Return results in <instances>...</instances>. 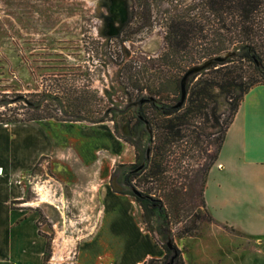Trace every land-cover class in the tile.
Masks as SVG:
<instances>
[{
    "label": "rangeland",
    "instance_id": "rangeland-1",
    "mask_svg": "<svg viewBox=\"0 0 264 264\" xmlns=\"http://www.w3.org/2000/svg\"><path fill=\"white\" fill-rule=\"evenodd\" d=\"M207 1L0 0V120L32 126L13 133L35 139L37 149L39 142L41 156L21 182L23 202H38L27 209L38 215V233L46 241L44 264H94L100 254L113 264H135L156 253V246L176 245L178 235H196L212 223L201 193L230 120L233 102L225 94L215 92L214 118L189 116L184 137L165 153L161 172L145 182L149 168L133 179L134 187L125 180L145 165L144 152L151 145L147 125L137 129L141 146L136 153L125 142L123 115L96 123H14L34 114L26 104L47 85L64 97L66 105L50 102L60 119L62 106L72 104L71 89L80 91L85 109L94 115L113 105L129 107L127 96L136 94L131 85L162 81L167 67L159 65V78L150 69L162 64L156 58L165 50L168 26L201 21ZM124 64L144 71L128 78L121 71ZM48 91L55 96L56 90ZM132 188L147 189L151 198L138 201Z\"/></svg>",
    "mask_w": 264,
    "mask_h": 264
},
{
    "label": "trees",
    "instance_id": "trees-1",
    "mask_svg": "<svg viewBox=\"0 0 264 264\" xmlns=\"http://www.w3.org/2000/svg\"><path fill=\"white\" fill-rule=\"evenodd\" d=\"M205 7L206 11L202 10V17H200L201 21H183L168 26L165 50L156 58L162 64L150 69V72L156 73L159 78L162 73L159 65L166 66L167 70L164 72L162 81L143 87L136 84L131 85L136 94L131 93L127 96L131 101L129 107L124 106L119 110L111 103L113 107H106L105 113L94 115L93 111L85 109L83 104L85 101L80 97V91L76 92L75 89H71L69 92L72 104L69 107L62 106L64 110H61V113L64 114V119H60L54 116L55 112L51 108V103L53 101L65 104L61 103L64 97L58 96L57 90L59 89L47 85L42 88V93L35 95L36 100L26 102L28 109L34 114L21 121L14 119V123H29L46 119L69 122L85 120L96 123L114 121L112 117L115 119V115H123L119 122H123L127 130L125 142L131 145L137 153V147L141 146V137L137 129L147 125L150 130L149 143L151 144L144 152L145 165L139 166L137 173L131 170L126 176L125 185L132 187L133 179L149 168L150 173L143 174L144 181L153 179L156 172H161L160 164L163 162L165 153H172V145L177 139L184 137L183 132L189 126L186 121L189 116L198 114L206 119L215 117L217 103L215 92L225 94L233 102L225 134L244 95L252 87L264 85L263 0H208ZM204 12L209 16L206 17ZM208 61L211 62L208 67L195 74L187 75L189 69ZM121 71H126L128 78H131L134 72L140 74L144 69L139 67L136 71L132 64L128 68L124 64ZM184 78L185 98L183 104L178 107ZM57 87L56 85L55 88ZM52 89L56 90L55 96L48 91ZM143 92L145 95L141 96ZM79 102L81 105L77 106ZM128 116H130L129 119L125 120ZM215 123L218 124L216 118ZM0 124L9 123L0 120ZM115 130L116 125L114 124V133H116ZM223 138L224 136L218 151ZM216 156L207 168V172ZM115 173L116 170L112 175L114 178H116ZM132 190L138 201L141 200L140 197L148 200L151 198L147 194V189L144 192L136 191L135 188ZM193 235L190 233L178 235V237L181 239ZM163 250L162 259H151L147 264H185L181 251L172 241L167 242Z\"/></svg>",
    "mask_w": 264,
    "mask_h": 264
},
{
    "label": "crops",
    "instance_id": "crops-1",
    "mask_svg": "<svg viewBox=\"0 0 264 264\" xmlns=\"http://www.w3.org/2000/svg\"><path fill=\"white\" fill-rule=\"evenodd\" d=\"M25 127L32 126L0 124V264H44L38 215L27 209L38 204L23 202L21 182L41 156L39 142L37 149L35 139L13 133ZM202 203L212 223L176 242L185 264H264V85L240 102L206 174ZM163 256L156 246L135 264ZM107 257L96 256L94 264H113Z\"/></svg>",
    "mask_w": 264,
    "mask_h": 264
},
{
    "label": "water",
    "instance_id": "water-1",
    "mask_svg": "<svg viewBox=\"0 0 264 264\" xmlns=\"http://www.w3.org/2000/svg\"><path fill=\"white\" fill-rule=\"evenodd\" d=\"M210 63H211V62L208 61V62H205V63H203V64H200V65H197V66H195V67H192L191 69L188 70L187 75H188V74H195V73L201 71L202 69L208 67V65H209ZM185 78H186V77H185ZM185 78L182 80V87H181V100H180V102H179L178 105H177L178 107H180V106L183 104V102H184V98H185V92H184Z\"/></svg>",
    "mask_w": 264,
    "mask_h": 264
},
{
    "label": "bare ground",
    "instance_id": "bare-ground-1",
    "mask_svg": "<svg viewBox=\"0 0 264 264\" xmlns=\"http://www.w3.org/2000/svg\"><path fill=\"white\" fill-rule=\"evenodd\" d=\"M39 193H41V190L39 191ZM41 194H42V193H41ZM41 194H40V195H41ZM41 197H42V195H41ZM42 198H43V197H42ZM42 198H41V199H42ZM43 199H45V198H43ZM50 201H51V200H50ZM37 204H38V202H36V204H34V205H37Z\"/></svg>",
    "mask_w": 264,
    "mask_h": 264
}]
</instances>
